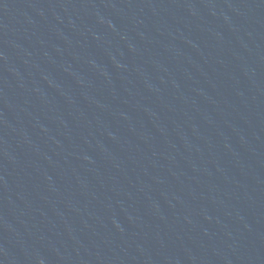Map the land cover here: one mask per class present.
<instances>
[{"label": "water", "instance_id": "95a60500", "mask_svg": "<svg viewBox=\"0 0 264 264\" xmlns=\"http://www.w3.org/2000/svg\"><path fill=\"white\" fill-rule=\"evenodd\" d=\"M0 264H264V0H0Z\"/></svg>", "mask_w": 264, "mask_h": 264}]
</instances>
